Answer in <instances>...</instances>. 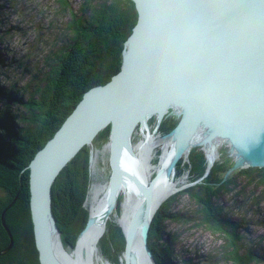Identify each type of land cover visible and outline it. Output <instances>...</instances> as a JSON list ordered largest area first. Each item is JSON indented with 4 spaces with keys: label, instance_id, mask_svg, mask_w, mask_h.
<instances>
[{
    "label": "water",
    "instance_id": "water-1",
    "mask_svg": "<svg viewBox=\"0 0 264 264\" xmlns=\"http://www.w3.org/2000/svg\"><path fill=\"white\" fill-rule=\"evenodd\" d=\"M130 1L138 18L123 44L120 71L105 85L83 95L28 166L29 210L39 264H65L53 242L56 237L60 249L65 250L51 207L52 184L75 154L83 146H91L107 126L110 173L106 215L115 208L116 193L124 179L142 191L143 220L138 232L148 264H156L148 248L151 221L147 217L153 191L143 188L121 164V154L130 149L129 140L138 123L154 114L159 123L164 118L159 113L169 108L179 116L176 127L163 136L174 142L170 171L189 150L191 137L200 127L206 130L207 142L216 137L227 141L234 161L228 173L264 169V0ZM14 201L1 212V225L10 243L0 255L12 246L5 213ZM91 225L88 218L78 238ZM123 234L122 258L127 264L133 227Z\"/></svg>",
    "mask_w": 264,
    "mask_h": 264
},
{
    "label": "trees",
    "instance_id": "trees-1",
    "mask_svg": "<svg viewBox=\"0 0 264 264\" xmlns=\"http://www.w3.org/2000/svg\"><path fill=\"white\" fill-rule=\"evenodd\" d=\"M58 1L66 6L65 0ZM84 3L94 7L83 10L77 18H70L67 29L72 33V38L68 49L58 54V65L51 72L49 80L24 104L26 112L22 120L26 121L27 126L17 129L15 117H11L8 111L0 113V188L5 193L4 199L0 198V216L3 209L15 199L14 204L5 213V223L12 236V246L0 255V264H39L29 210L28 166L36 153L73 112L83 95L93 87L105 85L120 71L123 44L137 23L138 14L130 0H102L98 4L96 0H87ZM7 98L9 102H15V98L9 95ZM178 121L169 117L168 121L161 122L158 126L160 136H154L155 141L162 142L166 138L163 136L171 132ZM109 135L110 126H107L96 135V143L108 142ZM132 148L134 149L133 143ZM90 154V147L83 146L63 167L51 187V207L60 240L63 248L74 258L81 249V238L76 242L77 238L91 212V209L86 207L90 185ZM154 159H157V163ZM181 159L175 166L174 179L176 176H186L188 186L167 197L156 210L150 223L148 248L156 264H172L168 260L169 247L165 245L162 249L158 248L155 240H159L161 222L173 218V215H170L172 202L178 196L185 195L201 209V224L220 232L229 240L233 264H249V258L237 254L232 229H225L230 227V222L220 217L211 208L210 202L217 198L219 192L233 178H243L251 183L256 180L257 184L264 187V169L245 168L228 173L231 166L217 163L211 167L207 163L205 153L196 152V149L189 152L185 163H182ZM133 160L136 161L135 154ZM93 164L94 162L92 169L95 168L96 161L95 165ZM207 167L211 168L207 171ZM163 169L161 148H157L146 170V187L150 188L153 179L158 175L155 187L157 186L163 177ZM176 183L180 187L179 182ZM107 189L108 186L105 192ZM99 201L93 204V208ZM116 210H120L119 204ZM122 230L115 222L108 220L105 223L94 264H98V259L99 262L103 261L102 258L107 264H125L122 258L125 247ZM9 243L0 220V252L6 250Z\"/></svg>",
    "mask_w": 264,
    "mask_h": 264
},
{
    "label": "rangeland",
    "instance_id": "rangeland-1",
    "mask_svg": "<svg viewBox=\"0 0 264 264\" xmlns=\"http://www.w3.org/2000/svg\"><path fill=\"white\" fill-rule=\"evenodd\" d=\"M85 1L87 0H65L66 6H63L58 0H0V113L8 111L11 117H15L17 129L27 126L26 121L22 120L26 112L24 104L38 88H42L49 80L51 72L58 65L57 59L60 57L58 54L67 50L70 45L72 33L67 29L70 18H77L83 10H90L94 7V5L88 6L84 3ZM101 1L96 0V4ZM8 95L15 98V102L14 100L9 102ZM171 111L172 109L169 108L161 122L168 121L169 117L179 120L176 112L170 113ZM161 122L158 123L154 115L149 119L144 131L141 130L142 127H138L140 125L133 131L130 139L134 144L136 156V161L133 160L134 165L139 164L148 136L153 138L160 136L158 126ZM141 131L144 134H141ZM107 145L108 142L96 143L94 138L89 146L90 151H93V165L96 161L95 168L90 167L89 194L86 202V207L91 209L90 213L99 204V199L101 200L109 190L110 170ZM157 148L161 147L154 146L152 155ZM193 149H196V152L205 153L203 146H196ZM217 151L218 154L211 160V165L217 163H222L226 167L233 165V157L227 142ZM169 153L173 157L174 148ZM163 156L161 148L162 166H164ZM184 157L181 159L182 163L186 162L187 156ZM156 160L155 163H157ZM174 173L175 169L170 174V182L175 186L173 193L178 188L188 186L185 181L186 176L179 178L176 176L174 179ZM164 176L165 167L163 177L156 187V180L154 181L153 192L162 183ZM175 180L179 182L180 187ZM107 186L108 189L105 192ZM4 196L5 193L0 188V198L4 199ZM127 198L126 194H121L117 201L120 210L117 211L116 206L114 212L108 217V220L115 222L124 231L122 221L128 209L131 211L127 220L128 228L136 222L135 208H131L130 200ZM97 201H99L98 204L93 208V204ZM210 206L220 217L230 222L231 228L225 229L233 231L237 254L249 258L251 260L249 264H264V187L257 184L256 180L251 183L243 178H233L219 192L217 198L210 202ZM170 215H173V218L161 222L160 237L159 240H155L158 248L162 249L165 245L169 247L168 260L170 263L233 264L229 240L220 232L201 224V209L186 195L178 196L172 202ZM95 253L93 262L96 258ZM79 255L80 253L76 258L71 256V259L76 262ZM99 256H101L100 253ZM131 257H134L133 253ZM102 260L99 262L98 259L97 263L107 264L103 258Z\"/></svg>",
    "mask_w": 264,
    "mask_h": 264
},
{
    "label": "bare ground",
    "instance_id": "bare-ground-1",
    "mask_svg": "<svg viewBox=\"0 0 264 264\" xmlns=\"http://www.w3.org/2000/svg\"><path fill=\"white\" fill-rule=\"evenodd\" d=\"M169 109L166 111H163L159 113V116H165L167 114ZM156 117L158 116L157 114H154ZM154 115H151L150 117H147L145 119V122L143 123H138L140 125L141 130L145 129L148 121L150 118H152ZM135 126V128L137 127ZM134 128V130H135ZM144 131V130H143ZM206 136V130L204 127L198 128L197 131L192 135L191 141L192 145L189 148V150L186 152V154L183 155L182 159L185 158L184 156H188L189 152L191 151L190 149L195 148L196 146H203V150L205 151L209 166H211V160L215 158V156L218 154V149L221 145L225 144L227 142L223 138H213L211 142H207L205 140ZM154 138L152 136H148L147 142L144 148V152L142 154V157L139 161L138 165H134L133 161V155H134V149L132 148V141L131 139L129 140V145L130 149L128 152H122L121 154V164L122 167L133 174L135 179L141 184L143 188H145V174L147 170V166L151 160L152 156V150H154V146H160L162 148V153L164 154L163 156V163L165 167V176L162 181V183L159 185V187L156 188V190L153 192V200H152V205H151V211L149 216L147 217V220L151 221L156 209L158 206L170 195L173 194L174 191V184H172L170 181V174L171 171L169 170V165L171 162L172 156L169 154V150L174 148L171 146H174V142L170 137H166L162 142L154 143ZM92 143V142H91ZM93 158V151L91 155V169H92V160ZM212 167V166H211ZM209 167V168H211ZM174 170V169H173ZM158 175L156 178L153 180L151 186L149 189L154 188V181L157 179ZM148 188V187H146ZM126 194L127 195V200H130V206L131 208H135L136 211V219H135V225H132L133 227V244L130 252V256L127 260V264H148L147 259L144 255L142 245L140 242L139 238V232L138 228L143 220V214H142V205H143V198H142V191L136 188V186L129 180H123L121 183L120 187L117 190L116 197H115V208L117 206V201L118 198L121 194ZM109 190L106 192V194L103 196V198L100 200L99 204L97 205L96 208L92 210V213H90V219L92 220V225L91 227L83 232L79 238H81L80 244H81V252L79 255V258L76 262H74L71 259V256L68 251L61 250L58 244L57 238L53 237V242L56 248V251L60 258L63 260L65 264H93V259H94V253L95 249L97 248L99 239L101 238L104 230L103 226L105 223L108 221L109 215H111L115 208L112 210V212L108 215H106V210L108 207V201H109ZM134 205V207H133ZM131 215V211L128 209L127 213L125 215V219H123L122 224H124L125 231H127L128 226H127V220L129 216ZM78 238V240H79ZM77 240V242H78ZM77 245V244H76ZM131 253H133L134 257H131Z\"/></svg>",
    "mask_w": 264,
    "mask_h": 264
},
{
    "label": "flooded vegetation",
    "instance_id": "flooded-vegetation-1",
    "mask_svg": "<svg viewBox=\"0 0 264 264\" xmlns=\"http://www.w3.org/2000/svg\"><path fill=\"white\" fill-rule=\"evenodd\" d=\"M169 152H170V150H169ZM170 154V153H169ZM187 156V155H186Z\"/></svg>",
    "mask_w": 264,
    "mask_h": 264
}]
</instances>
